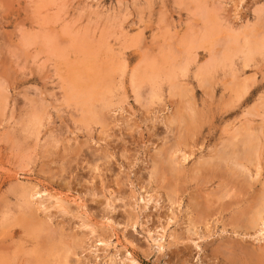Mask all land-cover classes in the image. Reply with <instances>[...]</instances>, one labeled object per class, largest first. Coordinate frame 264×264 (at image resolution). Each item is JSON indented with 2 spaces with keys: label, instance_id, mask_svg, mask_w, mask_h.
I'll return each mask as SVG.
<instances>
[{
  "label": "rangeland",
  "instance_id": "374dc122",
  "mask_svg": "<svg viewBox=\"0 0 264 264\" xmlns=\"http://www.w3.org/2000/svg\"><path fill=\"white\" fill-rule=\"evenodd\" d=\"M263 40L264 0H0V263L261 264Z\"/></svg>",
  "mask_w": 264,
  "mask_h": 264
},
{
  "label": "bare ground",
  "instance_id": "6f19581e",
  "mask_svg": "<svg viewBox=\"0 0 264 264\" xmlns=\"http://www.w3.org/2000/svg\"><path fill=\"white\" fill-rule=\"evenodd\" d=\"M208 36V35H207ZM239 37V36H238ZM214 39V38H213ZM210 40V39H209ZM214 44V43H213ZM255 44H257V43H255ZM192 47V46H191ZM256 47H257V45H255V47H253V48H250L253 52L256 50ZM258 47H259V49L260 48H262V47H264V40L262 41V43L260 44V45H258ZM232 50V49H231ZM191 55V54H190ZM249 56V55H248ZM166 59V58H165ZM233 61V60H232ZM250 61V60H249ZM222 65V64H221ZM227 66V65H226ZM216 67V66H215ZM210 68V67H209ZM156 69V68H155ZM187 69V68H186ZM83 71V70H82ZM152 74V73H151ZM172 74V73H171ZM149 75V74H148ZM144 76V75H143ZM204 76V75H203ZM212 76V75H211ZM138 78V77H137ZM174 78V77H173ZM106 79V78H105ZM109 80V79H108ZM147 80V79H146ZM157 82V81H156ZM80 84V83H79ZM176 84V83H175ZM81 87H83V86H81ZM91 86H88V87H83L82 89H81V91L78 93V91H77V98H79L80 99V101H81V104H83L85 107H84V109L87 107L88 108V110L85 112V113H87V112H90L91 110H90V108H91V105H90V102H91V98L93 99L94 98V96H95V93L93 92V90H91ZM78 89H80V88H77V90ZM98 89V88H97ZM74 90V89H73ZM181 91V90H180ZM100 93H102L101 91H99ZM244 96V95H243ZM71 97H73V95L71 96ZM83 99V100H81V98ZM241 97V96H240ZM77 100V99H76ZM97 100V99H96ZM100 100V99H99ZM79 101V102H80ZM101 109V108H100ZM93 113V112H92ZM91 114V113H90ZM104 114V113H103ZM193 115V114H192ZM195 115V114H194ZM193 115V117L192 116H190V117H192L191 119H189L192 123H196V115L194 116ZM95 116V115H94ZM187 117V116H186ZM37 123V122H36ZM35 123V124H36ZM39 123V122H38ZM191 123V124H192ZM32 125H33V123H32ZM38 125V124H37ZM29 128V127H28ZM253 137V136H252ZM255 142V141H254ZM253 142V140H252V138L251 137H246V139H245V141H244V146L243 147H245V150H243V152L240 154V156L238 155L237 156V158H239V161H238V163H239V165L240 166H243L242 164H244L242 161H245V162H247V163H250L251 164V166H252V162L254 161H257V159H256V157H254V159H253V156L254 155H256V153L258 152L257 150H258V145L257 144H255ZM256 143H257V141H256ZM239 148V147H238ZM237 155V154H236ZM231 157V156H230ZM257 157H258V155H257ZM227 159V158H226ZM259 159V158H258ZM185 160H187V158L185 159ZM246 164V163H245ZM169 169V168H168ZM231 171H233V170H231ZM242 173V172H241ZM260 173V172H259ZM258 173V174H259ZM244 175V174H243ZM246 178H248V177H246ZM229 181V180H228ZM237 183V182H236ZM229 184V183H228ZM232 186V185H231ZM264 187V186H263ZM263 187H261L262 189H263V193L261 194L262 196L260 197V202L262 203H260V204H257L255 207H254V211L253 212H251L252 213V215L251 216H249L250 218H249V220H250V224H251V226L253 227V230H255L256 231V234H257V236H258V238H259V240H261V239H263L262 241H264V188ZM39 191V190H38ZM43 192V190L41 191V192H38V194H47L45 191H44V193H42ZM24 193V192H23ZM26 193V192H25ZM24 195V194H23ZM48 195H49V193H48ZM51 195V194H50ZM24 197V199L26 200L27 199V197H25V196H23ZM53 198H55V197H53ZM23 199V200H24ZM56 199V198H55ZM58 201H59V199H57ZM29 199H27V201H23V203L25 204L23 207L25 208V209H30V206H29ZM57 201V202H58ZM253 209V208H252ZM33 218H34V216H33ZM10 219V218H9ZM245 219V218H244ZM7 224V223H6ZM22 224V223H21ZM249 225V224H248ZM47 227V226H46ZM39 234V233H38ZM36 235V234H35ZM153 239V238H152ZM159 239V238H158ZM158 239H157V241H158ZM160 240V239H159ZM153 241V240H152ZM60 242V241H59ZM58 242V243H59ZM161 242V241H160ZM62 243V242H61ZM101 243V242H100ZM108 244V243H107ZM156 244V243H155ZM104 245H105V243H104ZM53 246V245H52ZM56 247V246H55ZM68 251V250H67ZM72 251V250H71ZM55 252V251H54ZM69 252V251H68ZM263 254V253H262ZM68 255V253L66 252V254L64 253V255H62V260L64 261V264H66L67 263V256ZM128 257H130V258H133L132 257V255L130 254V256H128ZM255 257V256H254ZM263 258H264V256H263ZM126 259V258H125ZM134 259V258H133ZM3 261V260H2ZM12 263H13V261H11ZM40 263H42L41 261H39ZM133 262H135V261H133ZM258 262H259V260H258ZM261 264L262 263H264V259H261ZM35 263H37V262H35ZM0 264H4V262H2V263H0ZM132 264V263H131ZM139 264V263H138Z\"/></svg>",
  "mask_w": 264,
  "mask_h": 264
}]
</instances>
